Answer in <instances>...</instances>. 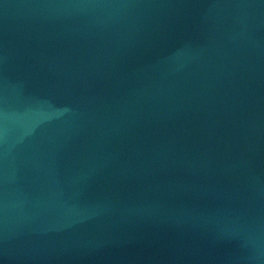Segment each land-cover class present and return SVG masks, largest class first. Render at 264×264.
<instances>
[{
	"label": "water",
	"instance_id": "95a60500",
	"mask_svg": "<svg viewBox=\"0 0 264 264\" xmlns=\"http://www.w3.org/2000/svg\"><path fill=\"white\" fill-rule=\"evenodd\" d=\"M0 264H264V0H0Z\"/></svg>",
	"mask_w": 264,
	"mask_h": 264
}]
</instances>
